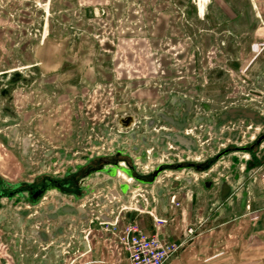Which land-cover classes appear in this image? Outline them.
<instances>
[{"label":"rangeland","instance_id":"obj_1","mask_svg":"<svg viewBox=\"0 0 264 264\" xmlns=\"http://www.w3.org/2000/svg\"><path fill=\"white\" fill-rule=\"evenodd\" d=\"M180 98L191 101L187 133L198 140L193 157L200 159L181 162L185 171L170 165L158 182L177 177L181 186L161 198L149 187L132 189L109 210L113 222L91 215L47 242L33 235L53 227L37 207L26 204L22 217L11 212L22 205H5L0 264H82L88 243L109 252L111 262L120 246L126 260L127 223L183 242L170 258L187 249L201 254V264H264V148L252 144L258 158L246 164L251 153L225 133L238 131L242 146L253 127L217 118L231 107L264 115V0H0V179L11 185L28 192L45 175L66 171V182H77L98 166L94 153L130 132L145 160L182 157L176 146L156 145L166 128L157 114L182 112ZM126 116L135 123L124 131L118 121ZM223 150L228 154L216 157ZM193 168L201 170L197 181L189 178ZM201 177L213 181L210 189ZM222 180L232 185L224 201ZM95 203L92 196L81 205Z\"/></svg>","mask_w":264,"mask_h":264},{"label":"water","instance_id":"obj_2","mask_svg":"<svg viewBox=\"0 0 264 264\" xmlns=\"http://www.w3.org/2000/svg\"><path fill=\"white\" fill-rule=\"evenodd\" d=\"M179 103L182 104V112L176 113L174 116L165 113L157 114V116L164 122L166 128L156 136V145L163 148H170L169 144L176 146L178 147L176 150L182 152V157L168 156L161 161L158 160L159 157L154 158L155 160L147 158V161L142 152L143 150L141 151L137 145L133 144L135 133L130 132L123 138L118 139L116 143H113L111 149H108L109 151L94 153V156L98 159L99 163L97 167L90 168L87 174L83 177L85 182L84 187L82 188L85 192L84 194L77 196L73 193L66 194L58 189L48 191L41 188L31 196L26 195L28 201L25 200V202H18L15 197H11L7 201L4 200V203L0 200V208L5 205L12 206L20 204L22 206L15 209V211L11 210V212L23 217L29 213V209H27L29 205H32L31 207H37L36 210L38 211L39 216H42L45 219L44 221L52 223L53 227L49 231L43 228L39 229L34 231L33 235L39 241L47 242L53 241L62 236L66 232L67 226H77L80 223H86L91 215L99 216L102 221L113 222V218L108 216L109 210L112 208H118L120 204L119 202H125V198L132 189L142 186L149 187L156 197L161 198L164 193L178 188L183 183V180L178 179L177 177L168 179L165 184L158 182L160 176H167V174L172 172V169H169L168 167L175 164L176 170L173 172H179L178 170L185 171V168H181L180 166L181 162L189 161V159L191 161L199 162L200 159L198 157L194 159L195 157H193L195 153H199L200 155L201 150L198 140L195 136L187 133V127L190 123L189 111L191 101L187 98H180ZM217 118L218 124H224L227 121L234 120L247 121L253 125L264 124V117L259 111L249 107H231L227 111L219 114ZM197 121H201V118H197ZM118 123L120 128L126 131L133 126L135 118L133 116L122 117L119 119ZM147 125L148 127L151 126L152 121H149ZM225 136L229 137L234 142L231 143V145L236 149H244V145L241 146L236 144V142H240L239 139L241 138L238 131L225 133ZM140 139L141 143L147 146V138L145 139V137L142 136ZM224 153L228 154L227 151L223 150L222 152H219L216 157H221ZM229 154L237 160L238 157H236L233 152H229ZM188 156H191V158ZM89 158L90 157H87L84 163H86ZM110 158L114 159L108 161ZM117 169L122 170L132 178L130 183H125L122 179L116 177ZM187 171L191 172L192 168L188 167ZM193 171H196L195 173L197 175L189 178L197 181V178H199L198 172L201 170L195 168ZM89 178L92 180L98 178V181L93 180L90 184V181L88 180ZM201 179L204 188L210 189L212 187L213 181L211 179L203 180V177H201ZM103 187H106L105 191H100ZM231 190V183L227 180H222L218 187L220 201H224L231 194ZM20 195H24V193H21ZM43 196H50L52 200L49 199V201H45L43 205H38L39 200H41ZM92 196L97 199L98 204L95 203V205H85L82 207L81 202ZM26 204H28V206H25ZM98 207L102 209L101 212L97 210Z\"/></svg>","mask_w":264,"mask_h":264},{"label":"flooded vegetation","instance_id":"obj_3","mask_svg":"<svg viewBox=\"0 0 264 264\" xmlns=\"http://www.w3.org/2000/svg\"><path fill=\"white\" fill-rule=\"evenodd\" d=\"M259 113L264 117V115L261 112ZM251 126L253 128H251V130L248 131L246 143H244V147H245L244 149L251 153V155L248 154V158L247 160H245L246 164L248 163L253 164L256 158H258V153L254 155L253 150H251L253 149L252 144L259 145V149H260L259 151L263 150L264 148V146L262 145V143L264 144V131L261 133V130L264 129V124L262 125L259 124L258 130L255 129V125L251 124ZM68 173L66 171L63 176H57L54 173L45 175L46 178L40 179V181L30 185V187H33L34 189L29 190L28 192L26 189H23L22 187H20L19 184L11 185L7 180L0 179V200H2V202L4 203V200L7 201L11 197L12 198L15 197L16 201L25 202V200L28 201V199H26V195L31 196L33 193H35L41 188L48 190V191L58 189L66 194L73 193L77 196L84 194L85 192L82 189L85 183L83 179L84 176H82L77 182L76 181L74 183L70 181L66 182V177L69 176ZM77 191L80 193L77 194L78 193ZM21 193H24V195H20Z\"/></svg>","mask_w":264,"mask_h":264},{"label":"built area","instance_id":"obj_4","mask_svg":"<svg viewBox=\"0 0 264 264\" xmlns=\"http://www.w3.org/2000/svg\"><path fill=\"white\" fill-rule=\"evenodd\" d=\"M110 225L114 226L115 221ZM121 244L126 264H165L183 242H164L158 235L143 234L134 224L127 223Z\"/></svg>","mask_w":264,"mask_h":264},{"label":"crops","instance_id":"obj_5","mask_svg":"<svg viewBox=\"0 0 264 264\" xmlns=\"http://www.w3.org/2000/svg\"><path fill=\"white\" fill-rule=\"evenodd\" d=\"M192 192V191H190ZM194 214V212H193ZM191 216V213H189ZM164 235V234H163ZM197 240L193 241L194 243L189 244V246H199L195 243ZM118 252H116L117 259L113 262V257L109 255L110 253L104 251L103 249L99 250L98 246H91L90 243L86 246L83 255L86 256V260L82 264H126L125 257H123V252L120 246H117ZM188 251V252H185ZM190 250L185 249L183 253L177 255L176 257L168 259L165 264H201V254L199 255L196 251L194 255L189 252ZM74 262V259L71 260V264Z\"/></svg>","mask_w":264,"mask_h":264},{"label":"bare ground","instance_id":"obj_6","mask_svg":"<svg viewBox=\"0 0 264 264\" xmlns=\"http://www.w3.org/2000/svg\"><path fill=\"white\" fill-rule=\"evenodd\" d=\"M116 173H117L119 176L123 177V178H124V181H125V180H129V182H130L131 179H132L130 176L126 175V174H125L122 170H120V169H117Z\"/></svg>","mask_w":264,"mask_h":264}]
</instances>
